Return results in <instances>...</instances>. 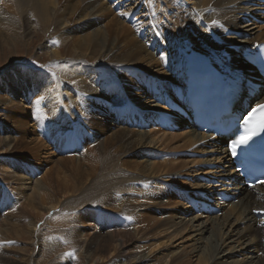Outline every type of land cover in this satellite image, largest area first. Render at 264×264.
I'll return each mask as SVG.
<instances>
[{
  "label": "bare ground",
  "instance_id": "bare-ground-1",
  "mask_svg": "<svg viewBox=\"0 0 264 264\" xmlns=\"http://www.w3.org/2000/svg\"><path fill=\"white\" fill-rule=\"evenodd\" d=\"M115 9L119 11L113 15ZM111 14L108 26L102 27V21ZM136 14L139 24L135 25L143 31L141 36L127 24ZM255 19L264 20V0H0L1 47L10 42L12 47L27 50L33 42L43 39L37 50L52 64L63 59L77 63L50 78L28 71L21 78L16 71L15 79L7 72L0 76L3 86L0 90V189L9 190L21 210L31 217L27 225L18 224V220L12 223L1 220L0 241L9 235L25 236L38 247L41 245L37 236L40 232L36 226L43 220L53 221L56 230L70 225L63 229L69 240L63 238L65 245L79 247L84 264H193L191 257L197 253L196 264H264V232L256 226L261 221L256 215L264 212V186L245 191L236 179L232 181L227 150L218 140L210 142L211 135L199 133L193 123L184 122L178 114L160 106L155 97L157 93L151 90L156 87V91L171 98L161 102L176 103L175 88L170 82L183 81L185 43L191 44L192 51L231 67V74L243 69L250 71L235 52L237 48L242 50L254 43H264V29L259 33L254 31ZM212 21L218 23L213 25ZM157 32L161 35H156ZM159 50L161 56L156 53ZM15 66L12 69L20 67ZM175 71H180V75L175 76ZM250 75L243 79L248 80ZM113 82L115 88L109 86ZM258 84L260 88L254 96L243 92L235 106L237 110L242 111L244 104L252 108L264 102V98L258 100L264 83ZM24 85L25 104L17 97ZM17 109L23 111L14 122L17 127L14 136L5 124L12 121ZM87 112L91 113L89 122L84 116ZM158 114L165 116L164 122L171 121L176 127L187 129L181 134L172 129L168 131L155 123ZM42 121L53 125L52 133L46 132L44 125L40 127ZM142 121L150 123L151 129L135 133L140 128L134 124ZM109 122L125 125L129 122L133 131H128L131 128L119 130L102 144L99 136L105 134ZM37 128L40 129L38 133ZM68 132L72 137H62ZM30 135L39 137L30 140ZM177 141L182 145L172 148L171 144ZM90 143L94 144V170L89 172L82 168L77 180L66 188L64 205L72 206L70 212L62 214L59 211L46 218L47 212L58 203L48 194L50 205L41 207L46 199L40 193L43 190L40 183L35 184L31 195L26 193L29 183L20 170L29 176L30 167L26 158L23 159L26 164L18 163L21 160L16 154L25 151L40 158V151L49 150L50 146L57 151L66 146L71 149L68 152L75 153L70 160L74 162L80 160V153ZM113 145L118 146L116 151L110 149ZM181 150L203 155L194 163L215 166L212 165L206 175L215 180L209 185L217 191L213 192L209 185H194L191 189L197 192L191 196L186 195L187 189L182 191L176 187L172 190L174 187L167 178H174L178 183L173 177L177 174L172 173L183 164L177 161L180 153H175ZM52 154L49 153V157ZM153 154L156 160L148 156ZM126 155L129 159L122 160ZM65 163V159H59L55 168H63ZM188 164L184 162L183 167ZM175 191L178 197L182 195V200L196 202L203 201L195 198L203 193L204 200L211 198L219 210L220 193L237 202L229 203L230 210L221 219L213 216L214 213L203 212L184 220L174 211L182 213L173 195ZM164 199L171 201L169 204L173 206H169L173 210L165 212L163 221L154 228H147L150 230L138 238V222L149 217L151 209L164 208ZM149 205L152 208H147ZM84 226L92 228L91 234L84 232ZM147 233L150 236L147 241L151 238L159 241V237L166 234L181 240L180 243L191 239L193 244L189 251L184 248L174 254L159 252L151 256V250L145 252L150 248V240L143 244ZM187 235H191L190 239ZM166 244L152 243V246L160 249ZM226 246H232L228 252ZM164 249L166 252L168 247ZM65 251L68 252V248ZM232 251L238 252L241 259L228 263ZM256 251H260L259 257ZM32 253L17 261L0 248V264H35L40 249L36 257ZM67 259L62 255L61 264H73L67 263Z\"/></svg>",
  "mask_w": 264,
  "mask_h": 264
},
{
  "label": "rangeland",
  "instance_id": "rangeland-1",
  "mask_svg": "<svg viewBox=\"0 0 264 264\" xmlns=\"http://www.w3.org/2000/svg\"><path fill=\"white\" fill-rule=\"evenodd\" d=\"M116 4H117V2L114 3V5H116ZM127 4L129 5V3L125 2V5H127ZM118 11L119 10L115 9V10H113L112 14L113 15L117 14ZM112 14L109 17H106L102 21V23H101L102 27L108 26L109 21H110L111 17L113 16ZM135 18H137V14H136ZM31 21H33V19H31ZM253 23L255 26L254 27L255 32L259 33L260 31H262L264 29V20H258V19L256 20L255 19L253 21ZM129 26L131 27L132 25L129 24ZM5 43L6 44H4L3 47L0 46V76L4 75L7 72V74L9 76L12 75L13 79H15L16 76L13 74H15V71H16V73L18 72V75H17L18 78H21L20 76L23 75L24 72L28 71V72H34L37 75L42 76V77L46 76L47 78H50V77H54L55 74L57 75L59 73H63L65 71V69L69 70V66L73 67V66H76V64H77L76 62L66 61L65 59H63L61 61H57L56 63L52 64L51 60L44 58L43 54L37 50L39 45L43 43V39L33 42L27 50L26 49L24 50L23 48H20V47L16 48V46L12 47L13 45L10 42H5ZM15 65L16 66L19 65L20 67H17V69L16 68L12 69V67ZM8 85H10V83ZM25 88H26V86L24 85V89L19 91L18 92L19 94L17 96L19 100L23 101V104H25V102H26V100H24L22 97L25 95V93H23L26 91ZM1 89H3V86L0 85V90ZM22 111H21V109H17L14 112V115L12 117L13 118L12 121L6 122L5 126L7 128H9L11 132H13L17 129L14 122L17 119L16 118L17 115L22 114ZM164 111H165V109H164ZM84 116L86 117L87 121L89 122L90 117H91V113L90 112L84 113ZM183 121L187 122V123L191 122L190 120H186V119H184ZM42 123H43V121H42ZM30 124H33V122H31ZM43 125L46 129V132L49 131L52 133V127L51 126H53V125H50V122H46V123L44 122L40 127H42ZM125 128L129 129L131 127H126V125H123L120 123L114 124V123L109 122L107 127H106L105 134H103L102 136L101 135L99 136V141L103 144L104 142H106L105 141L106 139L114 137L116 132H118L119 130L125 129ZM150 129H151V127H150ZM186 129L187 128H182L181 126L178 125L177 129L175 128L172 132H175L176 134H181V132L183 130H186ZM39 130L40 129L37 128L36 133L40 132ZM148 130H149V128L145 127V128H141L140 130H136L134 132L135 133H141V132H145ZM128 131H133V129L131 128ZM168 131H171V130H168ZM13 133H14V136L17 135V133H15V132H13ZM199 133H203V132L199 131ZM204 134L209 135L206 133H204ZM51 135L53 136V134H51ZM51 135L48 137L51 138L52 137ZM29 137H30L29 138L30 140H34V139H37L39 136L37 137V136L30 135ZM135 137H138L137 134ZM212 141L215 142L217 140L213 139L210 142H212ZM218 143L224 149V142L218 141ZM32 145H34V142ZM180 145H182V143L177 141V142H173L171 144V147L173 148V147H177ZM93 147H94V144H91V143L87 144V146L80 153L81 154L80 160L74 161V162H70V160L73 159L72 156H73V154H75L74 152H67V149H65L63 151H57V150H54V148H51V146L49 147V150L40 151V158H39V156L36 157V155L33 153L29 154L28 152H25V151H20L21 153L18 152L19 154L18 153L16 154L19 157V160L22 161L24 158H26L24 160H26L28 162L27 163L26 161L23 160L22 162L20 161L18 163L24 164L26 162L27 166L30 167V171H28L29 176L27 175L28 174L27 172L25 173L22 170H20V172H22L24 174V177H25V178L24 177H22V178H24L25 180L27 178L26 182L29 183L28 184L29 186L27 187L26 193L28 195H31L33 192L35 184L40 183V185L43 186V190H40V193L46 199V204H43L41 207H46V206L48 207V205H50L47 202V201H49L47 199V197H49V195L54 197L53 199H55V201L58 203L56 208L51 209L47 212L46 218H48L49 216H52L53 213L54 214L58 213L59 211L62 212V214L63 213L68 214L70 212V209L72 208V206L64 205L65 204V198L63 197L64 192L66 191V188L69 187L70 185H72V183L75 181V179L78 178L79 172L81 170L86 169V171H89V172H91V170H94L95 160L93 157H94L95 151H94ZM117 147H118L117 145H113L112 147H110V149L112 151H116ZM149 150H153L154 152L157 151V149H149ZM48 151L51 154L52 153H54V154L56 153V154L55 155L52 154L49 157ZM187 152H188L187 150L175 151V153H178V154L180 153V156H178L179 158L177 161L181 160L180 162L181 163L183 162V164L179 165L177 167V169L172 173V175L177 174L173 177H176V181L178 180V183L175 182L174 178H167V179L171 180L170 184L172 183V185L175 186V188L177 187L182 191L187 189V191L185 192L186 195L191 196L194 192H197V190L191 189L194 185H209V184L211 185V184H214L213 182L215 180L214 179L212 180L208 175H206L207 172H209V169L211 170V168H213L214 165L213 164L205 165V164H200V163H194L195 161L201 160L203 155L202 154H192V153L188 154ZM169 153H174V152H169ZM148 156H150L152 159L156 160V158H155L156 156L154 154L148 155ZM129 157L130 156L126 155L125 157H123V159L122 158L121 159L127 160V159H129ZM35 158H38V159L35 160ZM59 159H65L66 160L65 166L63 168H61V167L55 168V162H57ZM136 160L141 161L140 159H136ZM184 162L189 163V164L187 166L183 167ZM230 170H232V169H230ZM200 171H201V173H199ZM197 172H198V174H197ZM234 174H235V172L233 171L232 175H234ZM195 179H197L198 181ZM198 183H200V184H198ZM210 187H212L211 190L213 192L217 191V189H215L216 187H213V186H210ZM173 195H174V198H176L178 203L180 204L179 210L182 209V213L178 210H174V211L176 213L178 212V214L181 218H184V220H188L191 217L198 216L197 214H199V213H197L192 208L190 210L191 206L188 203V201L182 200V198H181L182 195L179 197L175 193ZM141 201L139 200V202H141ZM203 201L206 202V200H203ZM16 202L17 201L15 200V198L12 197L9 190H7L6 188L0 189V222H1V220L3 221L4 219H7V221H9L10 223L14 222L15 220H18L19 221L18 224L27 225V223H28V221H30L29 219H31V217L29 216V214L27 212H23L21 210L20 206H18L19 205L18 202L17 203ZM37 202H39V200ZM163 202H164V204H163L164 208H162L160 210L151 209V213H150L149 217H146V219H144V220L142 219L143 221L140 220L139 221L140 223L137 220L138 225H139V227L137 228V233H138L137 237L138 238H140V236L143 235L142 233H144L146 230H147L146 232H148L150 230L147 228H149L150 226H152L151 228H154L158 225L159 222H161V220L163 221L166 217L165 212H169L170 209L173 210V208H170V206H169V205H172V204H169L171 201L168 202L166 199H164ZM236 202H237V200H228V201H226V203H223V204H221L222 202H220L221 210H218L215 207L214 201L212 199H210L209 202H207V203L209 205V208L215 209V212H209V213L206 212V214L210 215L211 213L212 214L214 213L213 216L221 219L222 215L229 212V210H230V204L229 203L236 204ZM150 205L147 208H150L151 207ZM165 206H166V208H165ZM10 207H11V209L12 208L13 209L10 210ZM183 210L187 212V213L185 212L186 215H184ZM66 211H68V212H66ZM75 211L79 212V210H75ZM154 212H155V214H154ZM134 215H135V213H134ZM233 219H234V215L230 217L231 221ZM57 222H58V220H57ZM45 223L46 222H44L42 220L36 226V229L40 232L39 235H37L40 239V244H41L40 246L37 247V245H34V243L32 244V241H28L25 238V236L24 237H15L14 235H9L8 236L9 238H7L6 240H4L2 242L0 241V248L2 250L5 249L8 256L14 260H17V261H20L22 259V257L28 258L31 255L32 251H33V253H32L33 257H36L37 253L40 249V256H37L38 261H36L37 263H35V264H61L62 261L60 259L62 258V255H65V257L68 258L67 263L84 264V261H83L82 257L80 256V251H81L80 248L79 247L75 248L74 246H71L70 243H69V245H65L66 244L65 241H69V240H67L68 237H65L67 235V232L64 230L69 228L70 225L65 223V226H67V225H69V226L64 227V228H59V229L57 228V230H56V228L54 227L55 224H53L54 223L53 221L51 223H46V224ZM145 224L147 226H145ZM135 225H136V223H135ZM237 225L239 226L240 229L243 228L241 223H237ZM84 227H86V228H84L85 229L84 232L86 234H91L92 228L90 226L89 227L84 226ZM147 236L145 235L146 240L143 241V244L150 240V242L148 243L150 245V248L145 250V252H149L151 250L150 251L151 256L159 254V252H163L164 255H167V254L169 255L170 253L174 254V253L180 252L184 248H186V249L188 248L187 251H189L191 249L190 248L191 245L193 244V241L190 239L191 235L186 236L190 240H186L184 243H180L181 240L173 239L169 235H166V234H162L161 237H159V238H161L159 241L156 238H151L147 241V238L150 237L149 233H147ZM206 237H207V235H206ZM63 238L65 239V241ZM155 239H156V242H153ZM152 243H155V245L159 244V243H167L166 246H164V248L168 247V249L166 252H164L165 249L163 247L160 249H153L155 247L152 246ZM204 243H205V241L203 242L202 248L204 247ZM139 244H142V242L141 243L139 242ZM148 244H146V245H148ZM70 246H71V248H70ZM230 247H232V246L224 247L226 252L229 251ZM235 247H236V245H235ZM65 248L66 249L68 248V252L65 251L66 250ZM22 250H26V251H24L23 254L20 255ZM259 252H257V251L255 252L257 257H259ZM194 255H192L191 260H192L193 264H196V260H197L196 258L198 256V253L194 254ZM229 257L231 259L228 260V263L230 261L232 262V261L241 259L240 256H238V252H233V251L229 253ZM145 264H148V263H145Z\"/></svg>",
  "mask_w": 264,
  "mask_h": 264
},
{
  "label": "snow or ice",
  "instance_id": "snow-or-ice-1",
  "mask_svg": "<svg viewBox=\"0 0 264 264\" xmlns=\"http://www.w3.org/2000/svg\"><path fill=\"white\" fill-rule=\"evenodd\" d=\"M121 15H126V13H121ZM218 22L217 21H212L213 25H216ZM156 35H161V33L157 32ZM161 59H164L162 56ZM43 99V97H41ZM258 111L264 112V104H258L256 107L251 109V112L248 114L247 117H245V122H247L255 113ZM264 131V123H258L254 127L250 128L247 130L245 135H242L239 140L236 142L240 145L246 144L252 136L256 135L258 132ZM230 151L232 152L233 155L236 153V144H233L230 148ZM261 183H264V180L260 181Z\"/></svg>",
  "mask_w": 264,
  "mask_h": 264
}]
</instances>
